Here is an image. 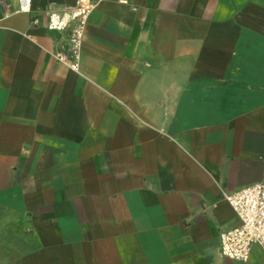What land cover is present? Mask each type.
I'll return each instance as SVG.
<instances>
[{"label": "crops", "instance_id": "obj_1", "mask_svg": "<svg viewBox=\"0 0 264 264\" xmlns=\"http://www.w3.org/2000/svg\"><path fill=\"white\" fill-rule=\"evenodd\" d=\"M75 1L0 0V264H264L219 236L264 176V0H94L78 72Z\"/></svg>", "mask_w": 264, "mask_h": 264}, {"label": "built area", "instance_id": "obj_2", "mask_svg": "<svg viewBox=\"0 0 264 264\" xmlns=\"http://www.w3.org/2000/svg\"><path fill=\"white\" fill-rule=\"evenodd\" d=\"M18 1L15 12H30L31 0ZM95 5L94 0H76L72 5H50L45 9L48 29L59 32L68 30L66 40L51 54L57 62L76 72L80 69L85 25ZM32 22L36 24L39 20L34 17ZM224 198L234 210L239 223L220 232V251L229 259L246 262L254 245L264 251V176L255 183L225 194Z\"/></svg>", "mask_w": 264, "mask_h": 264}]
</instances>
